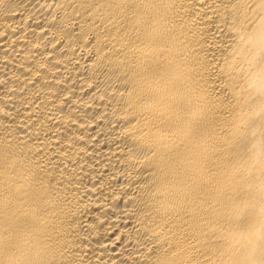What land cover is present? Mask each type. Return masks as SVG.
Here are the masks:
<instances>
[{"label": "bare ground", "instance_id": "bare-ground-1", "mask_svg": "<svg viewBox=\"0 0 264 264\" xmlns=\"http://www.w3.org/2000/svg\"><path fill=\"white\" fill-rule=\"evenodd\" d=\"M0 264H264V0H0Z\"/></svg>", "mask_w": 264, "mask_h": 264}]
</instances>
